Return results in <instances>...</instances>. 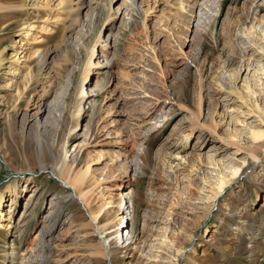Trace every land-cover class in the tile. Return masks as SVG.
Returning <instances> with one entry per match:
<instances>
[{"label": "rangeland", "instance_id": "rangeland-1", "mask_svg": "<svg viewBox=\"0 0 264 264\" xmlns=\"http://www.w3.org/2000/svg\"><path fill=\"white\" fill-rule=\"evenodd\" d=\"M0 7V264H264V0Z\"/></svg>", "mask_w": 264, "mask_h": 264}, {"label": "bare ground", "instance_id": "bare-ground-1", "mask_svg": "<svg viewBox=\"0 0 264 264\" xmlns=\"http://www.w3.org/2000/svg\"><path fill=\"white\" fill-rule=\"evenodd\" d=\"M79 0H76V2H78ZM73 7L72 6H68L66 7V9H72ZM9 9L8 8H5V7H0V18H4V17H7V14L10 13V11H8ZM49 27V24L48 23H45V25L41 26L39 29H38V33H39V36L40 38L44 39L46 38V30L48 29ZM243 34L242 36H244L243 38H245L246 40V37L248 34L246 32H248V30L244 29L243 30ZM37 36V34H35V37ZM50 37V36H49ZM15 43H16V40H15ZM14 43V44H15ZM49 57V55L44 52L40 55H38V60L40 62V66L41 68H44L46 66V59ZM44 105V104H43ZM252 141L254 142H257V143H260L262 142V140L264 139V133L262 130L260 129H254V130H251L250 133H249ZM35 144L37 146V148L39 147V150L41 151V156L44 157V151H43V142L41 141V139H36L35 141ZM49 148L51 149V146H49ZM260 161L259 158H256L255 159V162H258ZM52 166L58 170V173H59V176L57 177L58 180H60L66 187H68L69 189H71L73 192H75L78 196V198L80 199V202L84 204V199L83 197L81 196L80 194V191H79V188L82 186V182H83V175L80 174L79 172L78 173H73L72 172V169L69 167V166H61V164L59 165L58 161L56 160V158H53V162H52ZM41 168H44V166L41 164ZM229 176L230 177H234L238 174V169H235V168H232L230 167L229 168ZM229 182L228 179L224 178V179H220L217 184H216V190L214 192L215 196L218 195L221 190L223 189V187ZM79 192H78V191ZM74 195V194H73ZM70 198L72 199V196L70 195ZM16 199H17V193L16 191L14 190L13 192V197L11 199L12 201V204H11V207L13 205H15L16 203ZM2 202H3V198L0 197V217L3 215V211H2ZM96 214L95 215H90V224L92 227H94V224L96 225ZM251 225V224H250ZM2 227V225H1ZM9 227V226H7ZM97 227V230L99 231L100 233V237L103 238L102 236V233L100 231V229ZM250 230L251 234H246V238H248V240H252V239H255L256 238V234L253 232L254 231V227L253 225L248 229ZM242 231V230H241ZM258 229L255 230V232H257ZM244 232V231H243ZM100 245L101 247H103V243L102 241L100 240ZM17 248L15 245H12L11 246V250H10V253H9V256L8 258L9 259H14L17 255V252H16ZM109 255V254H107Z\"/></svg>", "mask_w": 264, "mask_h": 264}]
</instances>
